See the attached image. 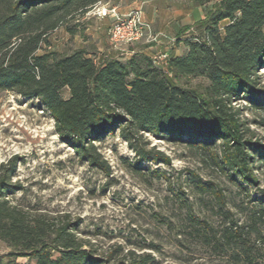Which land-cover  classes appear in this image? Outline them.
<instances>
[{
	"label": "trees",
	"instance_id": "16d2710c",
	"mask_svg": "<svg viewBox=\"0 0 264 264\" xmlns=\"http://www.w3.org/2000/svg\"><path fill=\"white\" fill-rule=\"evenodd\" d=\"M105 1L0 0V91L38 100L60 140L81 162L106 175L111 169L95 143L116 134L136 153L138 163L170 165L168 157L143 147L141 139L148 134L204 152L244 191L256 186L253 165L264 163V148L246 137L232 103L245 98L264 109V93L256 90L264 69V0H219L197 23L203 38L185 40L188 51L170 58L167 72L140 53L99 63L84 50L67 56L47 50L39 54L50 48L49 36L60 28L78 35V18ZM181 78L206 80L205 95L176 85ZM17 166V159L0 166V241L15 251L0 256V264H21L19 258L26 264H110L111 259L86 248L68 225L51 228L11 203L10 197L22 190L12 181ZM192 183L200 194L223 202L211 183ZM257 215V221L264 217V205ZM231 236L242 239L238 232ZM115 264L154 260L132 254Z\"/></svg>",
	"mask_w": 264,
	"mask_h": 264
},
{
	"label": "rangeland",
	"instance_id": "374dc122",
	"mask_svg": "<svg viewBox=\"0 0 264 264\" xmlns=\"http://www.w3.org/2000/svg\"><path fill=\"white\" fill-rule=\"evenodd\" d=\"M218 2L202 0L201 6L196 0L186 1L190 8L202 7L205 14ZM95 13L78 18L74 37L65 28L51 34L50 48L39 54L47 50L67 56L84 50L99 63L106 57L125 61L131 50L138 53V44L115 47L109 37L112 19ZM194 16L200 18L198 12ZM181 35L202 39L203 29L196 23ZM258 78L256 90L264 93V69ZM175 84L203 96L208 86L204 79L181 78ZM63 97H69L67 90ZM232 107L246 137L264 148V109L245 98L234 100ZM141 142L147 151L168 157L170 165L138 163L136 153L116 134L95 143L111 169L106 175L81 162L60 140L38 100L0 91V166L17 159L12 181L22 190L10 201L28 218L41 217L51 228L68 225L86 248L98 258L111 259L110 264L127 261L132 254L150 256L154 264H264V217L257 221L264 205L263 162L253 165L256 186L244 191L202 151L148 134ZM192 179L211 183L223 202L213 194H200ZM235 232L242 239L232 238ZM14 252L0 241V256Z\"/></svg>",
	"mask_w": 264,
	"mask_h": 264
},
{
	"label": "crops",
	"instance_id": "0c3cea01",
	"mask_svg": "<svg viewBox=\"0 0 264 264\" xmlns=\"http://www.w3.org/2000/svg\"><path fill=\"white\" fill-rule=\"evenodd\" d=\"M118 6H114L122 15L128 14L134 9L141 8L144 13V19L151 25L154 36H157L156 43H139L138 53L143 54L150 59L155 58L160 53L168 52L170 58L183 56L187 51L185 40L189 36H182L181 32L186 27H192L194 24L205 18L203 8L197 6L190 8L187 0H117ZM112 3L107 0L99 6H106ZM199 13V19L194 16ZM137 45V44H136ZM136 54L131 50L128 55Z\"/></svg>",
	"mask_w": 264,
	"mask_h": 264
},
{
	"label": "built area",
	"instance_id": "2783aa9c",
	"mask_svg": "<svg viewBox=\"0 0 264 264\" xmlns=\"http://www.w3.org/2000/svg\"><path fill=\"white\" fill-rule=\"evenodd\" d=\"M99 5L93 9V12L96 11L95 15L99 17H110L112 19L109 37L115 47L131 46L143 41L148 43L157 42L158 37L153 35L151 25L144 19L141 8L122 15L115 7ZM169 59V53L164 52L153 58L152 61L156 67L167 72Z\"/></svg>",
	"mask_w": 264,
	"mask_h": 264
}]
</instances>
